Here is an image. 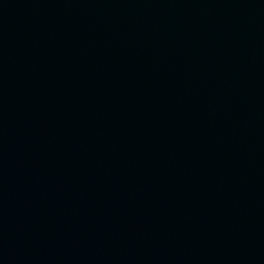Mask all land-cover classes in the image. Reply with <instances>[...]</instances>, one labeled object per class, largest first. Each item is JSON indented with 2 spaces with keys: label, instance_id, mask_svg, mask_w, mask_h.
Returning a JSON list of instances; mask_svg holds the SVG:
<instances>
[{
  "label": "water",
  "instance_id": "95a60500",
  "mask_svg": "<svg viewBox=\"0 0 264 264\" xmlns=\"http://www.w3.org/2000/svg\"><path fill=\"white\" fill-rule=\"evenodd\" d=\"M0 264H264V0H0Z\"/></svg>",
  "mask_w": 264,
  "mask_h": 264
}]
</instances>
